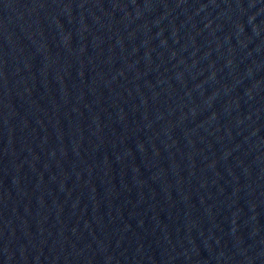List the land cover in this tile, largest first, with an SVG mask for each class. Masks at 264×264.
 <instances>
[{"label":"water","instance_id":"obj_1","mask_svg":"<svg viewBox=\"0 0 264 264\" xmlns=\"http://www.w3.org/2000/svg\"><path fill=\"white\" fill-rule=\"evenodd\" d=\"M0 264H264V0H0Z\"/></svg>","mask_w":264,"mask_h":264}]
</instances>
